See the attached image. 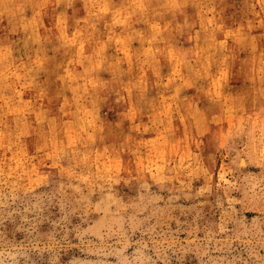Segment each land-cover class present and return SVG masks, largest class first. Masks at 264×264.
<instances>
[{
    "label": "rangeland",
    "instance_id": "obj_1",
    "mask_svg": "<svg viewBox=\"0 0 264 264\" xmlns=\"http://www.w3.org/2000/svg\"><path fill=\"white\" fill-rule=\"evenodd\" d=\"M0 55V264H264V0H0Z\"/></svg>",
    "mask_w": 264,
    "mask_h": 264
},
{
    "label": "bare ground",
    "instance_id": "obj_2",
    "mask_svg": "<svg viewBox=\"0 0 264 264\" xmlns=\"http://www.w3.org/2000/svg\"><path fill=\"white\" fill-rule=\"evenodd\" d=\"M12 1V0H11ZM28 1V0H27ZM22 2V1H21ZM51 2V1H50ZM53 2V1H52ZM11 3V2H10ZM28 3H30V2H28ZM160 3V2H159ZM170 4V3H169ZM8 5V4H7ZM15 5V4H14ZM20 6V5H19ZM98 6H100V5H98ZM34 7V6H33ZM97 7V6H96ZM160 7V6H159ZM13 8V7H12ZM19 8V7H18ZM162 8V7H161ZM32 9V8H31ZM97 9H99V8H97ZM116 9V8H115ZM114 9V10H115ZM17 10V9H16ZM33 10H34V8H33ZM42 10V9H41ZM40 10V11H41ZM85 10H86V8H85ZM6 11V10H5ZM97 11V10H96ZM18 12V11H17ZM45 12H46V10H45ZM39 13V12H38ZM37 13V14H38ZM102 13V12H101ZM36 14V13H35ZM36 14V15H37ZM45 14V13H44ZM103 14V13H102ZM112 14V13H111ZM32 15V14H31ZM96 15V14H95ZM141 15V14H140ZM20 16V15H19ZM42 16V15H41ZM96 16H99V15H96ZM95 16V17H96ZM80 17V16H79ZM34 20V19H33ZM117 20V19H116ZM23 21V20H22ZM75 21H77V20H75ZM78 21H80V20H78ZM97 21V20H96ZM34 22V21H33ZM84 22V21H83ZM135 22H136V20H135ZM35 23V22H34ZM68 23H69V20H68ZM75 23V22H74ZM82 23V22H81ZM33 24V23H32ZM4 25V24H3ZM23 25V24H22ZM80 25V24H79ZM84 25V24H83ZM34 26H36V25H34ZM113 26H114V23H113ZM23 27V26H22ZM24 28H25V26H24ZM33 28V27H32ZM22 29V28H21ZM99 29V28H98ZM48 30V29H47ZM76 30V29H75ZM77 31V30H76ZM115 31V30H114ZM116 32V31H115ZM37 33V32H36ZM77 33H78V31H77ZM27 35V34H26ZM74 35H75V33H74ZM37 36V35H36ZM80 36V35H79ZM72 37V36H71ZM78 37V36H77ZM30 38V37H29ZM62 38V37H61ZM74 38H76V37H74ZM79 38V37H78ZM82 38V37H81ZM88 38V37H87ZM110 38V37H109ZM114 38V37H113ZM58 39V38H57ZM66 39H68V38H66ZM29 40V39H28ZM74 40V39H73ZM78 40V39H77ZM131 40V39H130ZM30 41V40H29ZM28 41V42H29ZM54 41V40H53ZM60 41V40H59ZM59 41H58V43H59ZM62 41H63V39H62ZM64 41H65V39H64ZM66 41H69V39L68 40H66ZM71 41V40H70ZM79 41H80V38H79ZM85 41V40H84ZM126 41V40H125ZM151 41H152V39H151ZM8 42V41H7ZM6 42V43H7ZM81 42V41H80ZM103 42V41H102ZM115 42V41H114ZM61 43V42H60ZM83 43V42H82ZM62 44V43H61ZM60 44V45H61ZM129 44V43H128ZM70 45V44H69ZM72 45V44H71ZM70 45V46H71ZM126 45V44H125ZM130 45V44H129ZM6 46V45H5ZM101 46V45H100ZM99 46V47H100ZM110 46V45H109ZM111 46H113V45H111ZM53 47V46H52ZM104 47V46H103ZM7 48V47H6ZM14 48V47H13ZM48 48V47H47ZM80 47H78V49H79ZM57 49V48H56ZM58 49H59V47H58ZM66 49H69V48H66ZM85 49V48H84ZM102 49V48H101ZM4 50V49H3ZM12 50V49H11ZM53 50V49H52ZM17 51V50H16ZM15 51V52H16ZM65 51H67V50H65ZM84 51V50H83ZM137 51H139V50H137ZM10 52V51H9ZM8 52V53H9ZM76 52H77V50H76ZM82 52V51H81ZM100 52V51H99ZM115 52V51H114ZM12 53V52H11ZM135 53H136V51H135ZM6 54V53H5ZM10 54V53H9ZM73 54V53H72ZM137 54V53H136ZM91 55V54H90ZM100 55V54H99ZM104 55V54H103ZM1 56V55H0ZM36 56V55H35ZM39 56V55H38ZM41 56V55H40ZM46 56V55H45ZM67 56V55H66ZM87 56V55H86ZM188 56V55H187ZM7 57V56H6ZM6 57H5V59H6ZM72 57V56H71ZM70 57V58H71ZM96 57V56H95ZM99 57V56H98ZM103 57V56H102ZM117 57V56H116ZM9 58V57H8ZM12 58V57H11ZM58 58V57H57ZM86 58H88V57H86ZM90 58H92V57H90ZM147 57H146V54H145V59H146ZM33 59V58H32ZM100 59H102V58H100ZM105 59V58H104ZM148 59V58H147ZM27 60V59H26ZM69 60V59H68ZM87 60V59H86ZM86 60H84V61H86ZM91 60V59H90ZM99 60V59H98ZM111 60V59H110ZM3 61V60H2ZM1 61V62H2ZM6 61H7V59H6ZM24 61V60H23ZM22 61V62H23ZM54 60H52L51 62H53ZM103 61V60H102ZM8 62V61H7ZM6 62V63H7ZM41 62V61H40ZM55 62V61H54ZM74 62V61H73ZM88 62V61H87ZM31 63V62H30ZM64 63H65V61H64ZM70 63H71V61H70ZM96 63V62H95ZM98 63V62H97ZM145 63V62H144ZM1 64V63H0ZM10 64V63H9ZM118 64V63H117ZM34 65H35V63H34ZM53 65V64H52ZM99 64H97V66H98ZM31 66V65H30ZM40 66V65H39ZM65 66V65H64ZM16 67V66H15ZM20 67V66H19ZM38 67V66H37ZM45 67V66H44ZM47 67V66H46ZM68 67V66H67ZM90 67V66H89ZM56 68V67H55ZM63 68V67H62ZM20 70H21V68H19ZM24 69H26V67L24 68ZM41 69V68H40ZM45 69V68H44ZM43 69V70H44ZM53 69V68H52ZM51 69V70H52ZM83 69V68H82ZM11 70V69H10ZM36 70V69H35ZM47 70V69H46ZM54 70V69H53ZM65 70V69H64ZM89 70V69H88ZM130 70V69H129ZM12 71V70H11ZM33 71H34V69H33ZM49 71V70H48ZM81 71V70H80ZM93 71V70H92ZM127 71V70H126ZM131 71V70H130ZM6 72V71H5ZM13 72H14V69H13ZM18 72V71H17ZM46 72V71H45ZM82 72V71H81ZM125 73V72H124ZM87 75V74H86ZM78 77V76H77ZM82 77V76H81ZM69 77H67V79H68ZM73 78V77H72ZM79 78V77H78ZM87 78V77H86ZM71 79V78H70ZM76 79V78H75ZM81 79H83V78H81ZM66 80V79H65ZM117 80V79H116ZM67 81V80H66ZM70 81V80H69ZM82 81V80H81ZM93 81V80H92ZM87 82H88V80H87ZM126 82V81H125ZM78 83H80V82H78ZM77 83V84H78ZM96 83V82H95ZM104 83V82H103ZM66 84V83H65ZM69 85H71L72 84V82H71V84L70 83H68ZM100 84V83H99ZM108 84V83H107ZM83 85V84H82ZM78 86V85H77ZM79 86H80V84H79ZM93 86V85H92ZM127 86H130V85H127ZM85 87V86H84ZM125 87V86H124ZM81 88V87H80ZM81 91V90H80ZM83 92V91H82ZM87 92V91H86ZM123 92V91H122ZM124 93V92H123ZM124 96V95H123ZM126 96V95H125ZM118 97V96H117ZM128 97V96H127ZM20 99V98H19ZM104 101V100H103ZM115 101V100H114ZM121 101V100H120Z\"/></svg>",
    "mask_w": 264,
    "mask_h": 264
}]
</instances>
